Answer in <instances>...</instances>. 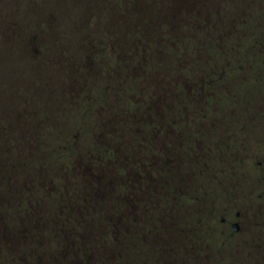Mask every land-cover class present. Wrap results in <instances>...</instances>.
<instances>
[{"label": "rangeland", "instance_id": "rangeland-1", "mask_svg": "<svg viewBox=\"0 0 264 264\" xmlns=\"http://www.w3.org/2000/svg\"><path fill=\"white\" fill-rule=\"evenodd\" d=\"M244 10H251L257 15L259 11H264V0H0V113L5 114L9 121L16 110L26 115L17 120V126L9 127L7 131L0 130V180L3 181L5 177L10 179L0 181V191L3 190L4 194L0 206L8 212L10 221L8 225H1L8 230H0V264H66V253L63 251L74 254L81 247L85 249V264H89L86 258L92 254L94 259L91 258V262L99 264L95 257L98 254L100 230L97 220L100 221L101 213L105 211L102 206L110 199H102L100 203L92 201L91 208L89 205L86 207L89 193L83 191L82 198L75 205L66 192L71 189L68 183H64L67 178L58 177L63 166L71 162L72 157L81 158L80 154L84 151L98 158L105 155L111 161L98 159L92 162L89 167H85L82 181H102V178H97L102 173L96 172V165H104L103 168L108 172L106 177L110 179V195L120 184H125L124 187L129 189L130 183L132 190L133 186L136 188L135 196L143 198V203L164 201L170 205L176 204L178 209L169 214L176 228L182 221L192 220L190 212L193 211L188 209V205L198 198L215 205L239 199L242 194L250 197L254 190L264 189V162L251 157L254 151L259 154L264 152V66L259 61L254 62L249 72L252 78L248 82L242 80L240 42L235 40V36L240 35L237 32L247 29L242 22H238V26L236 23L237 30H233V48L236 47L240 54L232 56L235 61L233 66L219 70L220 76L225 73L227 76L220 79L211 71L213 16L219 11L239 13ZM236 19L241 20L239 17ZM262 25L264 27V23L251 26L260 32L258 28ZM248 31L255 29L249 28ZM35 32L36 38L31 37L32 41L27 43V34ZM221 43L216 56L218 59L220 56L225 57L220 50L223 52L228 45H232V41L230 43L224 39ZM50 48L51 60L45 56ZM44 61L57 62L49 66ZM80 61H83L81 65ZM55 73L68 75L64 79L74 77L75 74L87 75L86 79L90 80L89 85L95 97H98L97 101L92 102V93L71 94L67 93L65 87L48 95L39 93L38 87L41 86L38 79L56 78ZM162 76L169 79V89L178 109L189 110L183 115V120L188 118L186 115L194 116L198 111H205L209 117L213 104L209 93L212 90L218 91L221 105L232 107L229 111L237 116L232 119V130L235 131L237 121L242 122L243 119L237 113H245L243 124L247 143L241 156L238 155L241 159L235 160L230 156L224 163L227 168L224 173H220L216 167L212 169L213 165L207 170L196 168L194 171L197 174L181 180V187L185 184L186 192L180 196L163 193L162 178L156 170L142 171L145 165L149 166L148 163L159 165L156 163H160V153L157 150L155 152L158 147L155 141L160 144V135L148 137L147 143L142 141L139 147H135L139 151L145 146H151L155 152L151 154L152 157L146 154L147 151L138 155L142 159V168L131 162L130 146H125V149L118 146L125 156L121 157L118 150L110 146L90 144L88 149L86 145L80 144L83 135L91 132L92 111L96 106L105 105L110 100L109 96L115 97V100L128 97L124 98L127 108L120 104L115 109L119 110L117 112L121 120L126 119L131 123L133 120L128 118V110L136 108V105H148L150 101L145 92V81L148 80L147 84L152 85L151 104L159 107ZM109 82L116 84L110 94L104 92L108 91L106 86ZM95 86L99 87L94 89ZM247 100L261 105L263 109L248 105ZM111 112L110 117L113 114ZM41 116L46 128L37 130L42 125L39 123ZM135 120L137 125L134 129H138L143 126L141 121L147 120V115L140 112ZM126 121L122 123V133L117 138L125 142H137L139 138L132 136L131 127H128ZM78 126L83 128L82 133L79 132L81 129L76 128ZM111 128L112 125L109 126ZM34 130L42 133V141L48 143L37 146L11 143L16 133L27 132L30 136ZM139 132L142 138L146 136L141 130ZM32 137L36 138V135ZM102 137L107 138L106 135ZM63 140L67 144H62ZM244 154H249L248 160ZM259 161L262 165H258ZM114 168L126 174L119 185L114 181V172L112 175L109 173ZM81 169H84L83 166ZM77 172L74 168L68 170V174L75 177ZM50 175H56V180ZM92 175L95 178H91ZM76 181L77 178L72 179V182ZM154 183L159 187L151 192ZM46 186L52 190L46 189ZM131 198L134 196L128 197L129 200ZM128 199L123 197L115 201L126 202ZM22 204L30 206L32 216L29 215V219L36 220L45 216V204L59 210L62 216H48L36 222L32 220L22 223L23 216L18 211ZM99 205L101 208H98ZM87 212L100 213L101 216L88 223L91 221L89 215L86 216L89 217L88 222L81 219L83 222L76 223L81 218L79 215L83 216ZM149 223H128L119 249H114L115 252L119 251L117 264H148L147 260L152 258L151 252L154 249L147 236ZM160 229L153 233L159 235L161 232H171ZM112 238L114 235L109 237L110 241ZM58 242L67 245L66 248L60 250ZM178 249V246L172 248L174 252ZM257 251L263 257L264 244L256 248ZM260 264H264V261Z\"/></svg>", "mask_w": 264, "mask_h": 264}, {"label": "flooded vegetation", "instance_id": "flooded-vegetation-1", "mask_svg": "<svg viewBox=\"0 0 264 264\" xmlns=\"http://www.w3.org/2000/svg\"><path fill=\"white\" fill-rule=\"evenodd\" d=\"M238 17L241 18V20L236 19ZM238 22H242V24H244L247 28L245 31L237 32L240 35L235 36V40L240 42L241 58L239 61H241L242 65V80L248 82V80L252 78L249 72L253 69L254 62L259 61V64L264 66V27L262 25L261 28H258L260 29V32H257L256 27L251 26L254 23H257L258 25L264 23V11H259L257 15H254V12L251 10H244L239 13L219 11L213 16L211 21V32L214 46L211 71L215 76H219V78L222 79L227 76V73L220 76L219 70H227L229 66H233V62L235 61L232 56H237L239 53L236 47L235 49L233 48L235 46V42H233V34L235 32L233 30H237V28H235V24L237 23L238 26ZM249 28L255 29L256 32L248 31ZM35 34L36 32L31 33L30 35L27 34V43L30 44V41H32L31 37H35ZM223 39L229 40L230 43L232 41V45L229 43L230 46L228 45L223 52L220 50L221 54L225 57L222 58L220 56L218 59L216 56L218 55L220 46H222L221 42ZM34 55L38 54L35 52ZM45 56H49L50 60L52 59L51 48ZM235 60L238 59L235 58ZM44 62L51 66L55 65L57 61ZM82 62L83 61H80V65ZM135 63L137 64V62ZM236 65L239 64L237 63ZM80 68L81 66L79 69ZM55 74L56 78L50 77L48 79H38L39 85L41 86V88L38 87L39 93L48 95L49 93L59 91L61 88L65 87L67 93H92V102L98 99V97H95L96 95H94L93 89L90 88V80L86 79L87 75L75 74L74 77L64 79L67 78L68 75L62 76L61 74ZM59 77H63L62 79L64 80ZM168 80L167 76L165 79L162 76L159 107L151 104L153 94L150 89L152 85L147 84L148 80L145 81L146 97L148 96L147 99L150 98V101L148 102V105H136V108L128 110V118L133 120L131 123L130 121H126V119L121 120L120 115H118L117 112L118 109H115L119 108L120 104L127 108V103L124 98L128 97H123V99L118 98V100H115V97L109 96L110 100H107L105 105L96 106L95 110L92 111V121L90 125L91 132L83 135L82 142L80 144L84 146L86 145V148L90 144L104 145L106 147L110 146L117 149L121 157L125 156L122 155L118 146L124 147V149L125 146H130V158H132L131 162L138 164L137 166L139 168H142V159L138 156L140 153L143 155L145 154V151H147L146 154L151 155L155 152L157 153L158 151L160 153V155H158L160 158L157 157L160 159V163H156L159 164L156 165L158 167L148 163L150 161L149 158L147 159L149 166L145 165L146 169H144V167L142 171L145 172L147 169L150 171L152 169V171L156 170L162 178L161 188L163 193L180 196L186 192L185 184L181 187V180H183V178L188 179L192 174H197L194 171L196 168H199L200 170H207L213 165L212 169L216 167L220 173H224L227 169L224 163L228 158H230V156L232 158H236L235 160L241 159L238 155L241 156L242 149L247 143L245 137L246 128L245 124H243L245 113L243 111L237 113L238 115L241 114L243 119L242 122L237 121V126L235 127L236 130H232V119L236 115H232V111H229L232 107L228 108L221 105L222 99H218V91L212 90L209 93L213 103L211 104V114H209V117L205 111H198L194 116L186 115L188 118L184 116L185 120H187L185 121L182 117L185 113H188L189 110L178 109V106H176V102L173 99L174 96L169 89ZM115 85V83L109 82L106 86L108 91L104 92H108L110 94ZM51 87L54 88L51 89ZM98 87L99 86H95L94 89H97ZM96 94H98V92ZM131 95L132 94L129 96ZM246 103L252 107H260V109H263L261 105H255L252 100H247ZM111 110L113 111V114L110 117L109 114ZM115 111L117 112L116 114ZM140 112H144L147 115V120L144 122L141 121V123H143L142 127L134 129V126L137 125L135 118ZM21 116L25 117L26 115H24L23 111L16 110L13 112L12 120L9 121L6 119L5 114L0 113V130L7 131L9 127L17 126V120ZM191 118L192 120L189 121ZM124 121L127 122L129 128L131 127L130 132L132 136L137 137L136 139L139 138L137 142L131 140L129 143L117 138L122 133V123ZM43 122L44 119L41 116L39 123H42V125L36 128L37 130L46 128V126H43ZM110 125H112L111 129H109ZM76 128L81 129L79 132L82 133V127L78 126ZM76 128H73V130ZM139 129L144 133V135H146L145 137L143 136L142 138V136H140ZM37 130L32 131L30 136L27 132L16 133V136L13 138L14 142L11 143H30V145L33 146H37L41 143V145L47 144L48 142L46 143V141H42V133H39ZM49 130L52 131V128H49ZM32 135H36V138H33ZM105 135L107 138L102 137ZM154 135H160L161 137L160 144L155 141V145L159 147H156L155 152L152 151L153 148L151 146H145L143 150L137 151L135 147H139L140 142L145 141V143H147L149 141L148 137L153 138ZM65 140H67L66 137ZM65 140H63L62 144H67V141ZM150 144L152 145V142H150ZM88 152L89 151H84L80 154L81 158L79 159H73L71 156L72 161L67 162V164L63 166V171L59 173L58 177L67 178L68 181L66 180L63 182L65 184L68 183V185L71 186V189H68L66 192L69 194V199H72V202L75 205L78 204L80 198H82L83 191H87V193H89L86 198L88 200V204L85 205L86 207L89 205L91 208L92 201L100 203L102 199L106 200L109 198L110 200H113H108L105 205L102 206L105 210L101 213L102 217H100V213L96 214L87 212L88 214L83 216L79 215L81 218L76 222H83L82 220L88 222L89 217L87 218L86 216L89 215L91 221L89 220L88 223H91L93 220L100 217V221L97 220L100 228L98 254H95L99 264H117L118 261L116 262V259L117 257L119 258V251L115 252L114 249H119L121 237H124V234L128 229V223H132L134 221L150 222V227L147 229V236L149 237L148 240L154 249L151 252L152 258L147 260L148 264H260L261 261H264V256L261 257V255H258V251L256 252V248H259L260 246L262 247L264 244V189L260 191L254 190L250 193V197H248L247 194H242L239 199L215 203V205L202 201L201 198H198L197 201L188 205V209L193 211L190 212L193 216L192 220L182 221L179 223L180 228H176L175 221L170 218L169 215L174 209H178L176 204L170 205L168 202L164 201L143 203V198L139 199L135 196L137 192L136 188L133 186L132 190V185L130 183L129 189L124 187L125 184H120V187H118V189L115 188V191L110 195V179L106 177L108 172L105 168H103L104 165H96V172L102 173L101 176L105 175L103 177H97L99 179L102 178V181L96 180L94 182L92 179H84L82 181L81 175H83V172H86L85 167H89L92 162L94 163V161L98 159L111 161L110 158L105 155L98 158L89 156ZM256 152L254 151L251 154V157L254 160L260 159L264 162V152L260 151L262 152L261 154ZM245 157L248 160L249 154H246ZM120 160H117V162ZM258 165H262V162L259 161ZM82 166L84 169H81ZM70 168H74L78 171L76 177L73 174H68V170ZM119 168L121 169V166ZM133 168L136 167L133 165ZM100 169H102V171ZM113 172L114 181H116V183H118L117 185H119V183H121L120 181L124 180V176L126 174L118 168H114V170L112 169L109 171L111 175ZM50 176L54 177L55 180L57 178L56 175ZM92 176L93 177L91 178H95L94 175ZM181 176L182 179L179 181L178 178ZM73 178H77L78 181L72 182ZM8 180H10L9 177H5L3 181ZM46 182L48 183V180H46ZM116 183L114 182V184ZM123 187L125 188V191H123ZM158 187L159 185L154 183L153 186H151V192H153V189L156 190ZM48 188L52 190L50 187L46 186V189ZM256 193H259V195L256 196ZM131 195L134 196V198L129 200L128 197L130 198ZM3 196V190H1L0 202L3 201ZM123 197H127L128 201H115V199ZM24 206L25 205L22 204L18 210L19 214L23 216V219L21 220L22 223L35 220L28 218V216L31 215L29 211L30 206ZM45 206V216H40L41 218L36 219L34 222L42 220L43 217L62 216V213L58 212L59 210H56L53 207L51 208L46 204ZM96 207H93V209ZM98 208H101V205H99ZM155 210L158 212L155 213ZM136 213H138V216H135ZM95 215L97 216L95 217ZM9 222L8 212L4 211L0 206V230H8L6 227H1V225H8L10 224ZM161 225L163 227L162 229H160ZM159 229L163 231L170 230L171 232L167 233L165 231L164 233H158L159 235L153 233L154 230L159 231ZM174 232L177 233L175 234ZM185 232H188V234H185ZM111 235H114L112 241L109 239ZM115 235H118V237L116 238ZM58 244H60V250L66 248L67 246L61 242H58ZM174 246L179 247L177 252L172 250ZM165 248L168 249V251H166ZM63 252L66 253V264H85V260L83 259L85 249H83V247L76 250L74 254H68V252L65 251ZM91 258L94 259V254L86 258L87 263L90 264Z\"/></svg>", "mask_w": 264, "mask_h": 264}, {"label": "trees", "instance_id": "trees-1", "mask_svg": "<svg viewBox=\"0 0 264 264\" xmlns=\"http://www.w3.org/2000/svg\"><path fill=\"white\" fill-rule=\"evenodd\" d=\"M90 264H92V262H90Z\"/></svg>", "mask_w": 264, "mask_h": 264}]
</instances>
